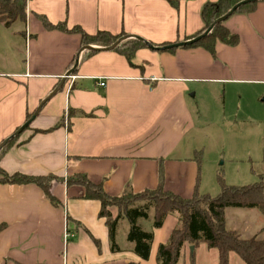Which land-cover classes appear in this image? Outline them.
Wrapping results in <instances>:
<instances>
[{
    "label": "crops",
    "instance_id": "crops-1",
    "mask_svg": "<svg viewBox=\"0 0 264 264\" xmlns=\"http://www.w3.org/2000/svg\"><path fill=\"white\" fill-rule=\"evenodd\" d=\"M215 1L26 0L21 30L9 36L0 24V144L63 82L0 159L10 175L62 178L49 183L50 198L34 184L0 185V264H156L175 216L153 230L147 261L131 251L112 253L100 202L83 199V189L67 186L66 178L84 175L110 197L161 182L165 191L190 198L199 170L189 143L197 110L189 100L209 84L221 85L223 96L241 88L240 98L247 88L264 87V0L252 13L224 22L238 43L218 42L214 58L202 48L146 47L129 62L114 50L82 60L79 34L47 30L38 17L67 30L123 33L159 47L199 33L201 9ZM109 211L114 218L117 210Z\"/></svg>",
    "mask_w": 264,
    "mask_h": 264
},
{
    "label": "trees",
    "instance_id": "trees-1",
    "mask_svg": "<svg viewBox=\"0 0 264 264\" xmlns=\"http://www.w3.org/2000/svg\"><path fill=\"white\" fill-rule=\"evenodd\" d=\"M241 1L243 0H217L206 3L200 12L204 24L203 29L188 39H193L202 34L215 20L225 15ZM25 3L26 0H0V24L3 28L9 29L17 22H25ZM257 4L258 2L246 4L234 14L252 13ZM38 18L47 30H61L79 34L82 46L109 47L124 36L123 33L112 35L105 31H98L89 35L80 28L67 30L65 25H53L45 17L39 16ZM218 42L235 46L238 43V36L231 34L224 27L223 22L218 24L207 37L184 48H202L214 58ZM140 48H146V45L140 40L128 39L114 51L129 62ZM172 50L174 49L169 51ZM92 53L85 51L82 60ZM29 117L30 115L27 116V119ZM10 143L11 141L0 150V159ZM196 155V163L198 170H200V154L198 155L196 152ZM52 180H62V178L52 175L28 176L20 173L10 175L0 168V185L34 184L41 188L48 197L49 183ZM219 184L221 190L216 197H210L199 192V176L190 198H183L165 191L161 182L153 190H144L139 193L126 190L120 196L110 197L103 191L100 184L90 182L84 175L77 174L66 178L67 186L78 185L83 189V199L100 202L99 218L105 220L109 249L112 253L122 252L116 243V237L119 224L125 221L128 225V231L124 240L130 245V251L140 260L147 261L153 241V230L161 228L168 215H175L177 224L168 240L158 246L155 257L156 264H178L186 244L194 248L200 244H205L208 249L215 250L217 252L216 264H229L231 253L236 254L244 264H264V241L257 237L242 238L236 231L227 229L225 221L227 207L256 209L264 218V182L244 187L228 186L222 180H219ZM110 207L117 209L114 218L109 211ZM151 210L153 211L152 218H150ZM142 221H150V231L143 229ZM1 228L2 226H0V230ZM189 264H194L192 257Z\"/></svg>",
    "mask_w": 264,
    "mask_h": 264
},
{
    "label": "rangeland",
    "instance_id": "rangeland-1",
    "mask_svg": "<svg viewBox=\"0 0 264 264\" xmlns=\"http://www.w3.org/2000/svg\"><path fill=\"white\" fill-rule=\"evenodd\" d=\"M21 26L15 23L5 32L11 36L21 30ZM203 87V95L189 100V105L197 110L194 113L196 129L190 132L189 143L200 154L199 192L216 197L221 190L219 180L235 187L264 182V87L247 88L249 92H242L241 98L237 92L238 89L242 91L241 88L223 96L221 85L209 84ZM152 215L151 210L150 218ZM225 221L226 228L236 231L242 238L257 237L264 241V218L256 209L227 207ZM141 225L144 230L150 231V221H142ZM127 231L128 225L123 221L118 227L116 243L124 252L130 251V245L128 247L124 240ZM190 247L184 246L178 264H189ZM192 255L194 264L217 262V252L208 249L205 244L193 249ZM229 264L244 263L236 254L231 253Z\"/></svg>",
    "mask_w": 264,
    "mask_h": 264
},
{
    "label": "water",
    "instance_id": "water-1",
    "mask_svg": "<svg viewBox=\"0 0 264 264\" xmlns=\"http://www.w3.org/2000/svg\"><path fill=\"white\" fill-rule=\"evenodd\" d=\"M260 0H243L239 3H237L236 5H234L225 15L221 16L220 18H218L217 20H215L202 34H200L199 36L193 38V39H189L183 42H179V43H174V44H169V45H165V46H153L151 44H149L148 42L144 41L143 39L136 37V36H123L121 38H119L116 42H114L111 46L109 47H104V48H100V47H94V46H83L80 50V52H84V51H92V52H108V51H113L115 50L122 42L128 40V39H137L140 40L143 44L146 45L147 48L151 49V50H156V51H167V50H171V49H176V48H180V47H185V46H190L194 43H196L197 41H199L200 39H203L205 37H207L212 30L218 25L221 24L223 22H225L229 17H231L235 12H237L241 7H243L246 4H250V3H254V2H258ZM78 60L74 63L73 68L71 69V71L69 72V74H67L65 77H69L72 73L75 72L76 68L78 67ZM61 82L52 92L51 94L45 98L40 106L38 107V109L36 110V112L33 114V116L27 121L25 122L12 136H10L9 138H7L6 140H4L1 144H0V150L7 144L9 143V141H11L14 137L18 136L24 129H26L29 124L32 122L33 118L37 115V113L39 112V110L41 109V107L44 105V103L50 99L53 95H55L59 89L62 86ZM193 250V246L190 247V251L192 252Z\"/></svg>",
    "mask_w": 264,
    "mask_h": 264
},
{
    "label": "built area",
    "instance_id": "built-area-1",
    "mask_svg": "<svg viewBox=\"0 0 264 264\" xmlns=\"http://www.w3.org/2000/svg\"><path fill=\"white\" fill-rule=\"evenodd\" d=\"M104 84H101V86H103Z\"/></svg>",
    "mask_w": 264,
    "mask_h": 264
}]
</instances>
